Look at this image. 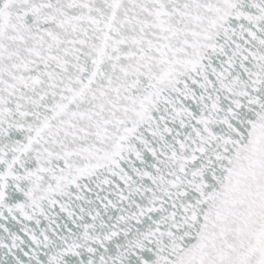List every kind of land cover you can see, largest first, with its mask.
<instances>
[{
    "label": "snow or ice",
    "instance_id": "obj_1",
    "mask_svg": "<svg viewBox=\"0 0 264 264\" xmlns=\"http://www.w3.org/2000/svg\"><path fill=\"white\" fill-rule=\"evenodd\" d=\"M0 264H264V0H0Z\"/></svg>",
    "mask_w": 264,
    "mask_h": 264
}]
</instances>
